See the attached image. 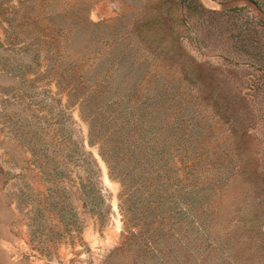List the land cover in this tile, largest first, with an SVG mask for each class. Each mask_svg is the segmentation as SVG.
I'll return each mask as SVG.
<instances>
[{
	"label": "rangeland",
	"instance_id": "obj_1",
	"mask_svg": "<svg viewBox=\"0 0 264 264\" xmlns=\"http://www.w3.org/2000/svg\"><path fill=\"white\" fill-rule=\"evenodd\" d=\"M0 264H264V0H0Z\"/></svg>",
	"mask_w": 264,
	"mask_h": 264
}]
</instances>
